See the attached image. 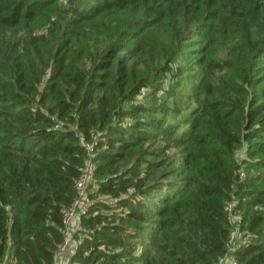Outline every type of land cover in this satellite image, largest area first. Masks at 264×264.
I'll return each mask as SVG.
<instances>
[{"label": "trees", "instance_id": "16d2710c", "mask_svg": "<svg viewBox=\"0 0 264 264\" xmlns=\"http://www.w3.org/2000/svg\"><path fill=\"white\" fill-rule=\"evenodd\" d=\"M94 131L70 264H264V0H0V264H54Z\"/></svg>", "mask_w": 264, "mask_h": 264}, {"label": "built area", "instance_id": "2783aa9c", "mask_svg": "<svg viewBox=\"0 0 264 264\" xmlns=\"http://www.w3.org/2000/svg\"><path fill=\"white\" fill-rule=\"evenodd\" d=\"M98 133V131L92 132L91 140L83 135L80 137V143L86 150V158L80 168V176L76 181L77 196L72 206L64 212V225L61 228L63 242L55 252L54 264H70L71 255L81 243V238L77 237L76 233L81 228L82 216L87 214L92 204L97 201V198L93 197L95 192L93 183L96 178L95 142L98 139ZM102 199L109 200L105 196ZM226 210L230 221L239 222L240 216L234 213L232 202L226 204ZM243 234L238 225L232 227L229 232V240L227 241L228 252L219 259L218 264H236L232 252L237 247L238 241L243 238Z\"/></svg>", "mask_w": 264, "mask_h": 264}]
</instances>
